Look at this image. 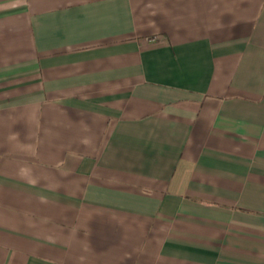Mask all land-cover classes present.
<instances>
[{
    "label": "crops",
    "instance_id": "1",
    "mask_svg": "<svg viewBox=\"0 0 264 264\" xmlns=\"http://www.w3.org/2000/svg\"><path fill=\"white\" fill-rule=\"evenodd\" d=\"M0 264H264V0H0Z\"/></svg>",
    "mask_w": 264,
    "mask_h": 264
}]
</instances>
